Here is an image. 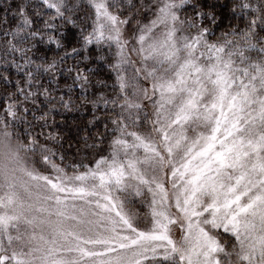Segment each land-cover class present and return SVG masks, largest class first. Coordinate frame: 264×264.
<instances>
[{"label": "snow or ice", "instance_id": "6c2138e0", "mask_svg": "<svg viewBox=\"0 0 264 264\" xmlns=\"http://www.w3.org/2000/svg\"><path fill=\"white\" fill-rule=\"evenodd\" d=\"M0 8V264H264V0Z\"/></svg>", "mask_w": 264, "mask_h": 264}, {"label": "trees", "instance_id": "16d2710c", "mask_svg": "<svg viewBox=\"0 0 264 264\" xmlns=\"http://www.w3.org/2000/svg\"><path fill=\"white\" fill-rule=\"evenodd\" d=\"M221 2L223 3L224 0H221ZM84 11H88V9H84ZM224 11H225V16H226L225 23H227V13H228V10L225 9ZM2 14H3V11H2V8H0V15H2ZM81 14H83V12ZM75 32H76V30H72V34L70 36V39H72V40L75 39ZM49 55H51V53H49ZM68 63L71 64L72 61L69 60ZM92 66L95 67V64H93ZM98 78L104 80L108 84L109 87L107 89V92L109 94H112L111 85L115 81L114 74H112L109 69L102 67L101 70H100V72L98 73ZM96 79H97V77H94L93 78V82L94 83H95ZM68 83L70 84L71 81L69 80ZM60 85H61V87L64 86V80L63 79H61ZM76 91L77 92H81V94H82V90L77 89ZM91 114H92V108L90 106L87 109H85V108L82 107L78 111H73V112H70V113H65L64 114V118L67 119V121H68L69 124H72L74 120L76 122L80 123V124H84V123H86L91 118ZM97 115H100V113H97ZM56 120L59 122L61 120V116L60 115H57L56 116ZM101 127H102V125H101ZM72 134L73 135L76 134V129H73L72 130ZM65 148H67V144H65ZM74 151H75V149H73V152ZM82 155H83V153L81 154V157H82ZM81 157H77V159H79ZM91 157H92V153L89 152L88 153V159H91ZM56 162L59 163V160L57 159Z\"/></svg>", "mask_w": 264, "mask_h": 264}, {"label": "rangeland", "instance_id": "374dc122", "mask_svg": "<svg viewBox=\"0 0 264 264\" xmlns=\"http://www.w3.org/2000/svg\"><path fill=\"white\" fill-rule=\"evenodd\" d=\"M84 2L87 4V0H84ZM150 2H154V0H150ZM146 211V209H144Z\"/></svg>", "mask_w": 264, "mask_h": 264}]
</instances>
